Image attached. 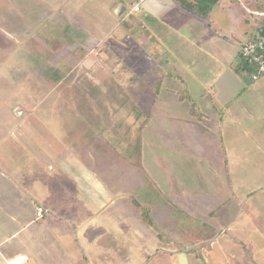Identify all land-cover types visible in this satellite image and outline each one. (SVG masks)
I'll return each mask as SVG.
<instances>
[{
	"label": "crops",
	"instance_id": "0c3cea01",
	"mask_svg": "<svg viewBox=\"0 0 264 264\" xmlns=\"http://www.w3.org/2000/svg\"><path fill=\"white\" fill-rule=\"evenodd\" d=\"M111 1L42 0L35 13L43 24L55 26L61 16V33L74 34L72 49L86 51L87 59L102 44L118 48L127 58L128 40L135 39L134 79H150V87L145 83L138 96L153 98L150 120L169 131L166 144L152 142L168 147V168L163 171L167 186L163 190L161 182L153 183L157 193L167 195L166 218L156 214L165 220L161 225L166 237L155 225L145 235L144 229L135 231V255L141 264H264V75L254 80L256 66L240 54L243 43L264 33V0H217L212 7L189 0L193 11L177 0H147L132 15L129 8L135 0ZM11 3L16 18L29 17L32 0ZM21 3L28 9H18ZM6 18L0 17L2 22ZM14 28L12 36L28 49L32 31L23 35ZM76 58L78 52L58 63L73 65ZM63 77L52 81L60 83ZM168 97L169 105L155 114ZM184 103L189 107L180 113ZM0 114L4 116L2 110ZM15 122L0 121V128L9 129L8 136L0 137V228L11 233L9 239L30 230L29 244L20 239L22 253L15 248L0 251V264L22 255L30 264H104L111 234L93 236L90 219L81 222L79 213L112 207V171H101L96 163L89 168L73 151L72 162L65 160L68 148H49L48 141H55L44 132V123ZM62 157L71 163H63ZM101 161L104 165L105 157ZM189 162L191 177L199 180L190 187L184 180L185 186L178 187L183 173H178L179 165ZM132 202L153 212L152 199L151 205L147 200ZM40 207L46 212L38 218ZM176 210L184 221L176 218ZM127 229L121 241H129ZM161 240L166 252L156 245ZM147 241L154 242L150 251L143 244Z\"/></svg>",
	"mask_w": 264,
	"mask_h": 264
},
{
	"label": "rangeland",
	"instance_id": "374dc122",
	"mask_svg": "<svg viewBox=\"0 0 264 264\" xmlns=\"http://www.w3.org/2000/svg\"><path fill=\"white\" fill-rule=\"evenodd\" d=\"M11 1L0 0V17H7L6 22L0 19V110L4 115L0 114V121L7 123V121L15 120L17 121L15 123H20L27 120L34 124L44 123V126H47L44 132L55 141L54 143L51 140L48 141L51 145L49 148L56 151L68 148L64 150L65 160L71 161L70 152L73 151V154H76L79 160L81 159V163L89 168H95L96 163V168L100 166L97 169L112 171L110 184L112 207L100 211L81 210L79 220L82 222L90 219L92 224L90 233L93 236L111 234L106 237L105 244L110 248L107 252L109 259H106L105 263L141 264V258L137 257L133 250V246L138 245L134 242L136 238L134 232L141 233V229H144L145 235L146 230L155 225L159 228V234L166 237L161 225L165 220L157 219L156 214L159 212L161 218H166L168 205L164 198H167V195L157 193L158 190L153 187V183L161 182L163 190L164 186H167V180L164 177L166 174L164 175L163 171L166 172L168 168V147L167 145L155 147L152 142L160 139L161 144H166L169 131L167 127L163 130L158 129L156 119L150 120L145 126L147 120L142 112L151 109L153 98L148 97L147 94L140 98L138 96L147 88L145 83L150 87V79L145 78L144 82H136L134 79L136 77L135 39L128 40L129 46L125 52L128 53L127 58L118 48L112 50L102 44L97 46L90 53V59H87L86 51L72 49V39L75 35L71 32L64 35L61 33V16L56 19L58 21L56 26L51 22L42 23L39 15L35 13L42 0H32L33 8L29 11V17L21 19L14 16L15 11L11 14L14 8ZM36 4L37 6L34 7ZM121 4L120 9L123 8ZM87 6L86 8H89L91 4L88 3ZM26 8L28 9L24 3L18 5L20 10ZM62 8L58 10L64 12ZM13 25L19 28L14 30L23 35L25 34L23 31L27 33L32 31V40L29 41L28 49H22L23 43H19L12 36ZM77 52L80 57L79 65H76L77 58L74 61L76 64L59 65L58 62L63 61V57L68 59ZM50 54H53V59H50ZM61 75L64 76L63 81L60 83L52 81L60 79ZM143 85L145 86L142 90ZM163 95L166 97L169 94ZM173 99L176 98L172 96ZM168 101H171L170 97L161 100L155 114L161 106H168ZM180 107V113H183V109L189 105L184 103ZM8 134V128H0V137L8 136ZM124 137H128L135 143L143 142L144 168L133 165L125 159L128 145L124 143ZM103 157L105 161L104 165H101L99 163ZM157 157L159 164L155 160ZM67 161L64 162L62 157L63 163L72 162ZM57 164L59 166L62 164L61 159ZM191 166L190 162L179 165L178 173H183L181 178H177L178 187L185 186L184 180L188 187L192 186L191 183L194 180H199L191 177L189 171L194 170L190 169ZM163 168L164 170H161ZM184 171L187 177H183ZM73 191L70 190V192ZM136 199L142 203L146 200L150 201L149 205L152 199L153 212L148 213L150 221L145 218L142 220L136 212L138 209L132 202ZM171 212L173 213L172 208ZM174 214L179 221H184V218L178 215L180 214L178 210L174 211ZM129 224L132 225L130 230L127 229ZM126 229L129 241L124 242L121 240L125 237L123 235L126 234ZM29 233L30 230H27L19 233L18 237H11V235L9 239L8 235L11 233L5 227H1L0 251L4 253L8 249L15 248L17 253H22L25 247L18 243L21 239L28 245L26 239ZM143 244L150 251L154 242L147 241ZM182 244H179V249ZM156 245H159L161 251L166 252L164 248L166 241L161 240ZM86 252L87 249L85 255L88 258V253L91 254V252Z\"/></svg>",
	"mask_w": 264,
	"mask_h": 264
},
{
	"label": "built area",
	"instance_id": "2783aa9c",
	"mask_svg": "<svg viewBox=\"0 0 264 264\" xmlns=\"http://www.w3.org/2000/svg\"><path fill=\"white\" fill-rule=\"evenodd\" d=\"M146 1L147 0H135L129 8V14L139 13ZM262 15L264 16V14ZM240 54L247 64L256 66L257 74L253 76L254 80H258L264 75V35L243 43L240 47ZM45 212L44 208H38V218H41ZM9 264H30L29 257L25 255L19 256L13 259Z\"/></svg>",
	"mask_w": 264,
	"mask_h": 264
},
{
	"label": "trees",
	"instance_id": "16d2710c",
	"mask_svg": "<svg viewBox=\"0 0 264 264\" xmlns=\"http://www.w3.org/2000/svg\"><path fill=\"white\" fill-rule=\"evenodd\" d=\"M179 3L182 4L184 8H186L189 11H193V3L189 0H177ZM194 1H199V0H194ZM202 3L205 2L208 7H212L214 3L217 2V0H201ZM264 35V33L262 34ZM144 117H146V123L145 126L148 124V122L151 119V110H145L143 112ZM128 137H126L127 139ZM127 145H128V153L126 154V160L130 162L131 164H135L136 166L138 165L139 167L142 166V154H143V143L142 141H139L137 143L130 141L127 139ZM136 202V201H135ZM136 208L143 214V217L145 220L150 221L149 217V209L142 207L140 203H136Z\"/></svg>",
	"mask_w": 264,
	"mask_h": 264
}]
</instances>
